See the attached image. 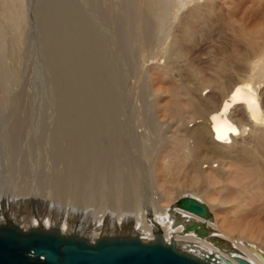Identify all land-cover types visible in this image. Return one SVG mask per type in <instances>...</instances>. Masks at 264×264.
<instances>
[{
  "label": "rangeland",
  "instance_id": "rangeland-1",
  "mask_svg": "<svg viewBox=\"0 0 264 264\" xmlns=\"http://www.w3.org/2000/svg\"><path fill=\"white\" fill-rule=\"evenodd\" d=\"M22 1L27 18L23 25L22 37L7 21H3L8 33L5 65L9 75L6 78L7 89H0V200L4 204L0 225L15 224L16 220L20 219L15 215L26 213L25 200H29L31 202L29 211L34 205L38 207L35 212L33 211L36 229L57 228L62 233L64 229L65 235L70 234L72 228L80 232L82 224L89 222L92 227L97 223V219L105 214L103 218L107 220L103 221L102 227L103 234L107 238L129 237V229H126L128 225H123L126 228L121 227L114 233L115 230L111 226L112 214L114 216L131 214L129 223L132 226L136 225L139 214L136 216L135 214L139 213L140 209L138 200H141L142 212L147 213L152 210L150 206L153 208V205L147 202L145 196L147 198L151 195L163 196L155 176L154 182L151 183L155 189L152 191L149 187H145V175L142 177L140 170L142 164L138 161L140 157L135 152L144 153L149 157H153L155 153L162 155V151L165 154L169 153L164 149L166 139L178 130L176 118L172 113L174 104L181 101L184 111H189L190 108L186 97L174 98L169 95L168 90L174 85L180 87L181 83H189L196 74L200 78L210 75L212 65L221 56L217 51L218 47L228 41L232 42L240 32L239 16L243 13L240 12L232 19L229 16V12L232 14L240 6L236 5L238 4L236 0H230L231 2L197 0L194 3H191V0H137L136 5L141 13L148 14L153 9L156 14L154 23H150L151 28L148 33L141 14H136L135 9L129 11L128 0L124 2L123 0ZM160 4L165 6L161 8ZM247 4L252 5L251 2ZM193 7L211 11L209 21L215 26L218 18L222 20L221 23L225 21L222 26H232L230 31L227 30V34L221 36L217 31L221 23L216 30L209 32L210 35L205 30L192 35L183 54L179 55L175 49H178L182 43L178 31L181 16ZM244 9V6L241 7V11ZM3 14L4 10L1 12V15ZM161 67H168L170 70L168 76L161 75L159 72ZM248 76L247 70L236 71L232 84L228 86L223 84L220 93L212 94L209 88L205 90L203 94L211 103L210 110L216 109L221 104L222 98L228 93L224 92L227 87L230 90L233 85L242 82ZM113 97L116 99L117 115L116 127L111 135L115 141L113 148L110 149L105 146L101 149L100 145L98 146V151L107 150L108 159L95 165L93 182L89 186L93 188L95 177L98 175V165L112 160L113 167H119V163L124 162L127 157L128 167L137 170L136 185L140 180L141 199L137 197L135 191L136 201L131 199L135 203L121 206L117 202L115 188L112 190L114 198L108 200L101 197L98 189L97 198L88 206V201L92 199L85 198L82 201L83 196H75L69 191L64 192L67 189L64 183L60 184V182L70 173L72 166L70 160L59 155L67 152L70 144H76L77 141L74 139L76 136H69L70 134L75 135L77 131L89 129L86 126V122L89 124L88 119L95 121L102 119L101 125L104 121L111 123L108 120L107 107ZM102 115L105 119L101 117ZM185 117L188 121L186 127L191 126L194 121L191 122L190 117ZM70 137H73V140ZM112 137L109 139L112 140ZM188 144L190 149L195 142L191 140ZM121 145L126 155L122 158H114L113 151L118 150ZM189 149L178 150L179 157L180 153H185L186 156L183 158H187ZM117 154L118 152H115V155ZM181 177L183 173L173 176L182 183L185 179ZM236 177L233 165L228 163V179L225 174V181L229 185L227 188L230 186L242 188L243 196L232 197L224 203L225 193L221 192L214 196L211 205L217 214L223 217L233 214L234 217L244 218L250 214V220L257 221L253 229L261 230L264 237V207L254 209H258L256 211L261 213V217L256 219V211L238 213L234 204L240 201L245 208L255 202L261 205L264 197L258 193L259 189L252 186L249 191L244 190L245 182L241 181L242 177L237 183H233ZM91 178V171H87L86 181ZM110 179L115 177L112 176ZM186 181L187 186L195 184L194 180ZM23 189L25 193L22 192ZM186 189L187 187L175 191V198L171 201L167 200V203H160L158 208L163 210L165 205L174 203L185 194ZM122 191L127 192L125 188ZM81 202H87V206ZM84 208L88 209L84 210ZM89 209L90 213H93L86 215ZM68 213H72L69 214L72 219H68L73 227L65 223ZM117 219L116 216L115 221ZM21 223L19 227L22 226ZM133 229L134 227L130 228L131 231ZM244 233L249 232L245 230L240 233V237H245ZM219 243L222 247L229 244L225 240Z\"/></svg>",
  "mask_w": 264,
  "mask_h": 264
},
{
  "label": "bare ground",
  "instance_id": "bare-ground-1",
  "mask_svg": "<svg viewBox=\"0 0 264 264\" xmlns=\"http://www.w3.org/2000/svg\"><path fill=\"white\" fill-rule=\"evenodd\" d=\"M196 1L191 0L190 2L194 3ZM128 2L129 11L130 9H135L136 14H141L149 33V28H151L150 23H154L156 19L155 11L152 9L148 14L141 13L136 5L137 0H128ZM236 2L238 3L236 5H239L240 8L232 14L229 12L230 15H228L232 19L233 16L237 17L240 12L243 13L239 16L240 32L232 42L228 41L218 47L217 51L220 52L221 56L212 65L210 75L200 78L196 74L189 83H181L180 87L174 85L168 90L169 95L174 98L186 97L190 108L189 111H184L181 101L174 104L175 108L172 110V113L176 118L178 130L166 139V147L164 149L169 153L165 154L162 151V155L155 153L153 157H149L144 153L135 152L140 157L138 161L142 164L140 166L142 177L145 175V187H149L152 191L155 189L154 185L151 184L154 182L155 176L157 183L162 189L163 196L155 197L151 195L148 198L145 196L147 202L149 201V204L153 205V208L150 206L152 210L147 211L150 215L142 212L141 200H138L140 209L139 213L135 214V216L139 214L137 219L134 216L136 225L132 226L129 223L131 222V214H125V216L116 214L118 218L116 221V216L112 214L113 223H111V226H113L114 233H116L121 227L123 229L126 228L124 226L128 225L126 229H129V237L139 236L146 241L153 240L157 232H161L168 243L175 241L183 251L202 258H208L214 263H226V260H230L234 264H239L237 259L243 258L251 264H264V237H262L261 230L253 229L257 221H251L250 214L244 218L234 217L233 214H227L225 217L219 216L211 205L214 196L221 192L225 193L223 198L224 203L232 197L243 196L242 188L233 186L227 188L229 185L225 181V174L228 179V163L233 165V169L237 174L236 180H231L233 183H237L242 177L241 181L245 182L244 190L249 191L252 186L255 189H259L258 193L264 197V0H236ZM248 2H251L252 5H248ZM164 6V4L159 5L161 8ZM243 6L245 9L241 11V7ZM2 10H4L3 15H1ZM209 12L211 11L195 9L193 7L192 10L181 16L178 31L182 38V43H180L178 49H175L179 52V55L183 54L192 35L203 30L209 34V32H213L214 29L218 28L222 20L219 18L216 20L217 26L211 24ZM26 19L22 0H0V89L2 90L7 89L6 78L9 75L5 65V56L8 51V33L3 21H7L15 32L22 37L23 25H25ZM224 22L223 20V23L220 25L221 27L217 30L220 36L227 34L230 31V26H232H228L227 23L226 26L228 27L222 26L225 24ZM25 28L27 27L25 26ZM216 38L219 39L220 37ZM245 70L249 73L248 78L240 83H236L230 90L227 87L224 92L228 93L222 98L221 104L216 109L210 110L211 103L208 97L204 96L203 92L209 88V92L212 94L220 93L223 84L227 86L232 84L236 71ZM159 72L163 76H168L170 70L168 67H161L159 68ZM113 99L111 98V103L108 101L110 104L108 107L106 106L107 115L109 116L108 120L111 123L104 121L102 125L106 128H102L103 126L100 124L102 119L95 121V119L86 118L89 123L87 124L86 122V126L92 130L82 129L80 132L77 131L75 135H72L73 133L70 134L69 136H76L74 139L78 143L70 144L69 150L59 155L61 158L70 160V165L72 166L70 173L65 175L60 182V184L63 182L64 187L67 189L64 192L69 191L75 196H83L82 201L85 198L92 199V201H88V206L92 205L94 199L97 198L98 189L100 190L101 197L108 200L114 198L112 190L115 188L117 202L121 206L135 203L131 201V199L136 201L135 191H137V197L141 199L139 195L142 190L141 182L139 180V183L136 185L137 170L128 167L129 160L127 157L124 162L119 163V167H113L114 161L112 160L106 164L98 165V175L95 177L93 188L91 189L89 186L93 182L95 165L106 162L108 159L107 150L98 151V146L100 145L101 149L103 146L110 149L113 148L112 146L115 141L111 132L116 127L117 104L116 99L114 101ZM185 116L190 117L192 119L191 122L194 121L191 126L186 127L188 121ZM89 118H91V115ZM97 124L100 128H98ZM73 137L70 138L72 139ZM110 137H112V140L109 139ZM19 138L20 136H18ZM57 138L59 139V137ZM191 140L195 142V145L189 149L188 143ZM221 146L227 147L223 148ZM8 148H10V145ZM187 149H189L188 157L183 158V156H186L185 153H180L179 157L177 151ZM115 152H118V154L115 155ZM125 155L126 152L122 148V145L112 153L114 158H122ZM198 166L199 169L196 170ZM87 171H91L92 173V178L88 181H86ZM182 173L183 177L181 178L185 179L182 183L173 178V176H179ZM112 176L115 179H110ZM186 180H194L195 184L187 186ZM30 184L32 185V183ZM186 187L185 194L174 203L165 205L163 210L158 208L160 203H167V200L171 201L174 199L175 191L178 189L183 190ZM123 188L127 192L122 191ZM22 192L25 193V189ZM25 202L26 207L24 208L26 213L24 215L17 213L15 217H20V219L16 220L15 224L19 226V223L22 222V229H36L33 211L35 212L38 207L34 205L33 209L31 208L32 210L29 211V203L31 202L29 200H25ZM190 203H197L204 210L202 212L192 211L188 207ZM82 204L87 206V202ZM234 204L237 206L238 213L254 212L258 210H254L255 208L264 207V202L261 205L258 202L249 204L247 208L243 207V203L240 201L234 202ZM3 211L4 204L0 200V216ZM50 212L48 213L50 214ZM140 212L142 213L141 215ZM92 213H90L89 209V213L86 215ZM69 214L72 215V213H68V216L65 217V223L73 227L69 223L68 218L72 217ZM94 214H96L95 211ZM103 216L100 219L95 217L97 219L95 225L97 226L91 227V224L88 222L82 224L83 227L80 232L72 228L70 234L66 235L87 238L90 242L95 243L96 240L106 237L103 234L102 224L107 218L104 219ZM255 217L256 219L260 218L261 213L256 211ZM130 225L134 227L132 231L130 230ZM245 230H248L249 233H244L245 237H240V233ZM63 234H65L64 229ZM221 240H225L229 244H224L225 246L222 247L219 243ZM260 252H262L261 256Z\"/></svg>",
  "mask_w": 264,
  "mask_h": 264
},
{
  "label": "water",
  "instance_id": "water-1",
  "mask_svg": "<svg viewBox=\"0 0 264 264\" xmlns=\"http://www.w3.org/2000/svg\"><path fill=\"white\" fill-rule=\"evenodd\" d=\"M189 209L204 208L190 203ZM239 264H251L238 258ZM0 264H234L214 263L168 243L161 232L153 240L134 237L87 238L65 235L59 229L25 230L17 224L0 225Z\"/></svg>",
  "mask_w": 264,
  "mask_h": 264
}]
</instances>
